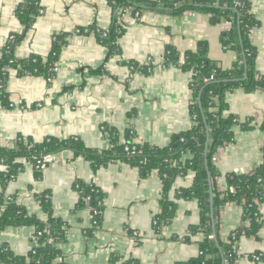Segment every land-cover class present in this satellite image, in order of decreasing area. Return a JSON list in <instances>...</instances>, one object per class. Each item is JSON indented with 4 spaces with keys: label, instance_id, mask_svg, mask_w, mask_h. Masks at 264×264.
<instances>
[{
    "label": "crops",
    "instance_id": "0c3cea01",
    "mask_svg": "<svg viewBox=\"0 0 264 264\" xmlns=\"http://www.w3.org/2000/svg\"><path fill=\"white\" fill-rule=\"evenodd\" d=\"M250 1L259 20L250 39L257 49L256 69L264 75V0ZM22 2L0 0V57L14 34L24 35L14 49L19 59L46 57L56 35H72L62 48L56 63L59 69L52 80L34 74L21 76L17 70L9 69L7 87L12 107L0 112V144L4 147H16L20 137L41 142L54 136L80 137L89 147L107 149L110 140L103 132L104 126L116 128L122 141L133 126L136 142L168 146L175 134L192 127L193 97L192 74L162 65L167 45L185 52L205 43L209 57L223 69H230L239 55L221 42L222 32L231 23L213 25L210 15L200 12L175 16L147 11L139 20L128 19L119 40L121 54L110 56L109 48L89 29L109 30L114 25L117 13L108 0H38L41 12L30 27L17 16ZM79 28L88 31L76 33ZM149 60L156 64L149 75L133 74L124 63L144 64ZM226 102V114L249 120L253 128L235 126L233 141L214 155V165L221 173V190L227 187L228 173H249L264 162V91L249 93L236 88L227 92ZM60 158L43 171L20 159L24 170L8 184L5 194L16 197L29 214L43 217L38 197L51 192L55 215L70 225L60 246L67 264H108L114 254L121 258L117 264H186L199 257L202 235L188 236L190 227L201 221V209L196 200L180 194L192 186L193 173L176 179L170 191V198L178 204L176 216L158 231L154 221L161 212L164 185L157 170L144 175L139 167L124 161L95 169L90 161L74 157L71 152ZM3 170L5 166L0 163ZM78 180L104 193L100 227L95 228L89 208L77 207ZM257 206L264 220V200ZM244 214L242 205H225L216 220L221 240L228 241L246 224L249 226ZM0 244L26 255L36 244L35 229L2 228ZM237 253L238 264H264V224L256 236H241Z\"/></svg>",
    "mask_w": 264,
    "mask_h": 264
},
{
    "label": "trees",
    "instance_id": "16d2710c",
    "mask_svg": "<svg viewBox=\"0 0 264 264\" xmlns=\"http://www.w3.org/2000/svg\"><path fill=\"white\" fill-rule=\"evenodd\" d=\"M108 2L117 13L112 28L89 29L109 48L110 56L121 54L119 40L125 33L123 11L127 10L138 20L147 11L175 16L194 11L210 15L213 25L231 23L230 28L222 32L221 42L226 49L236 50L238 58L230 69H223L209 57L205 43H201L196 50L185 52L179 51L173 44L167 45L162 65L166 68L177 67L192 74L190 88L193 97L192 127L175 134L168 146L136 142L137 133L133 126L127 129L123 141L116 128L104 126L103 132L110 140V147L107 149L89 147L80 137L64 139L51 136L41 142L20 137L14 148L0 144V163L5 166V170L0 171V229L8 226H32L37 237V243L26 255L16 254L8 244H0V264H67L60 246L66 240L70 225L55 215L51 192L46 191L38 197L44 212L43 217L29 214L26 208L18 203L16 197L5 194L8 184L24 170L20 159L32 163L33 156L65 151L71 152L74 157H83L90 161L95 169L124 161L139 167L144 175L157 170L164 185L160 202L161 212L154 221L158 231L171 224L176 216L178 204L170 198V191L176 179L193 173L192 186L182 189L180 194L185 199L196 200L201 209V221L198 225L190 227L188 236L189 239L191 235H202L199 241L201 253L195 261L186 264H238L240 256L237 253V242L242 235L256 236L264 224L254 202L255 199L264 197V162L249 173H228L227 187L221 190L218 185L221 173L215 167L213 158L219 148L233 141L235 126H240L244 130L253 128L249 120L242 121L234 114H226L227 92L236 88H242L249 93L256 90L264 91V75L256 69L257 49L250 39L252 29L259 25V20L252 12V3L250 0H108ZM40 12L38 0H23L17 8V16L26 27L34 24ZM77 31L80 34L87 32L88 29L79 28ZM71 35L67 33L56 35L52 49L46 57L32 55L24 59H19L14 54L16 45L24 39V35H13L0 57V112L2 109L12 107L7 87L9 69L17 70L21 76L34 74L47 79L55 76L53 67ZM124 63L133 74L149 75L156 66L152 60L144 64L137 61ZM207 134L209 173L205 163ZM190 141L193 142L185 148ZM40 173L38 171V174ZM209 174L216 220L225 205L234 202L244 207V221L249 224L231 236L228 241L221 240L218 235L216 240L211 225ZM75 186L80 193L77 207L89 208L93 214L95 228L100 227L104 193L97 186L81 180H78ZM3 206L5 208L1 210ZM120 259V256L114 254L108 264H117Z\"/></svg>",
    "mask_w": 264,
    "mask_h": 264
},
{
    "label": "built area",
    "instance_id": "2783aa9c",
    "mask_svg": "<svg viewBox=\"0 0 264 264\" xmlns=\"http://www.w3.org/2000/svg\"><path fill=\"white\" fill-rule=\"evenodd\" d=\"M128 19H134V17H132L131 15H130V13L127 11V10H125V11H123V21L124 22H126ZM77 33H79V31H77ZM151 60H149V62H150ZM58 66H57V64L53 67V72L54 73H56V72H58ZM54 78V76L53 77H50V78H48V80H52ZM127 149L129 148V147H126ZM66 152H69V151H65V152H62V153H52V154H50V153H48V154H42L41 156H33V158H32V164L34 165V167L37 169V170H40V171H43V170H45L50 164H52V163H54V162H57V161H59V160H61V158H60V156H61V154H63V153H66ZM261 197H263V196H261ZM257 198V199H255V204H259L260 202H261V200L262 199H264V197L263 198ZM5 207L3 206L2 207V209L1 210H3ZM246 226H247V224H246ZM135 234H137V233H135ZM243 234H245V232H243ZM212 238H213V236H211ZM35 242L37 243V237H35Z\"/></svg>",
    "mask_w": 264,
    "mask_h": 264
},
{
    "label": "water",
    "instance_id": "95a60500",
    "mask_svg": "<svg viewBox=\"0 0 264 264\" xmlns=\"http://www.w3.org/2000/svg\"><path fill=\"white\" fill-rule=\"evenodd\" d=\"M245 77H247V75L245 74ZM193 141L188 142L185 145V148H187ZM208 146H209V134H207V142H206V150H205V163H206V168L208 170L209 173V163H208ZM209 181L211 184V178H210V174H209ZM210 213H211V225L214 231V235H215V239L217 240V232H216V216H215V211H214V194H213V190H212V184L210 187Z\"/></svg>",
    "mask_w": 264,
    "mask_h": 264
}]
</instances>
